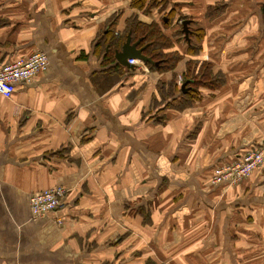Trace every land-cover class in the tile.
Here are the masks:
<instances>
[{
  "label": "crops",
  "instance_id": "obj_1",
  "mask_svg": "<svg viewBox=\"0 0 264 264\" xmlns=\"http://www.w3.org/2000/svg\"><path fill=\"white\" fill-rule=\"evenodd\" d=\"M168 1L164 33L181 61L110 75L97 42L134 16L159 23L155 10L0 0V67L50 60L0 96V264H264V165L237 186L212 184L218 166L262 141L264 0ZM180 17L194 53L176 35ZM179 78L189 88L201 78L190 105ZM57 186L64 207L32 221L31 195Z\"/></svg>",
  "mask_w": 264,
  "mask_h": 264
},
{
  "label": "built area",
  "instance_id": "obj_2",
  "mask_svg": "<svg viewBox=\"0 0 264 264\" xmlns=\"http://www.w3.org/2000/svg\"><path fill=\"white\" fill-rule=\"evenodd\" d=\"M136 60L129 61L130 65L138 64ZM49 57L44 52H37L28 57L6 63L0 67V96L10 99L19 83L31 84L39 75L48 71ZM180 87L183 85L179 78ZM264 165V133L257 147L246 151L238 160L218 166L212 177L213 185L228 184L237 186L252 177L255 171ZM68 190L57 186L49 190L34 193L29 200L32 221H38L46 216L58 213L64 207ZM58 225L62 219L57 218Z\"/></svg>",
  "mask_w": 264,
  "mask_h": 264
},
{
  "label": "trees",
  "instance_id": "obj_3",
  "mask_svg": "<svg viewBox=\"0 0 264 264\" xmlns=\"http://www.w3.org/2000/svg\"><path fill=\"white\" fill-rule=\"evenodd\" d=\"M149 0H131V7L138 9L140 11H144L145 14H149L151 10L158 8H165L160 11L161 19H159V23H152V24H144L141 23L137 17H131L128 18L125 25V32L121 36L115 37L114 31H113V23L111 28L104 34L103 39L97 42L95 47H101L103 52V63L104 66L109 67V74L117 73L120 69H124V67L117 64L115 60V52L120 51L124 43L126 42L128 34H131L132 42L135 43L139 40H141L140 47H146L144 51V55L150 59H152L155 63H159L158 66L148 65L151 69H159L164 70L166 68H172L176 67L177 64L181 61V57L179 56L180 53L176 52H170L174 46H173V38H169L165 35L164 30L168 29L169 26H172L175 22L174 15L176 14V6L170 7L169 9V1L168 0H162L161 4L155 5L151 3L148 5L146 2ZM153 1V0H150ZM153 4V5H152ZM161 6V7H160ZM168 6V9L166 10V7ZM149 10V13L146 12V10ZM167 11V12H166ZM162 20L163 24H160V21ZM179 20H187L186 18L180 17ZM112 35V36H111ZM176 35L180 36V38L185 42L186 45H188V53H194L198 48H196V44H193L190 40V45L187 44V40L185 38V35L183 33L182 26L176 30ZM198 34V38H201V35ZM190 38V37H189ZM207 78V74H204L201 76V78ZM201 78H199L201 80ZM190 84L187 87L186 85V92L183 94V92L179 89V97L182 99L181 104L183 105H190L191 102L197 100L198 95V87L199 83L197 80Z\"/></svg>",
  "mask_w": 264,
  "mask_h": 264
},
{
  "label": "water",
  "instance_id": "obj_4",
  "mask_svg": "<svg viewBox=\"0 0 264 264\" xmlns=\"http://www.w3.org/2000/svg\"><path fill=\"white\" fill-rule=\"evenodd\" d=\"M264 14V9H263ZM190 21L185 20L182 23L183 33L185 35L186 40H189V36L191 35V31L189 29ZM141 40L133 43L131 34H128L126 42L122 46L120 51L115 52V60L118 65L127 68V69H135V66L129 65V61L136 60L138 62H141L145 65H155L158 66L159 63H155L152 59L146 57L144 55V51L146 47H140ZM186 86L184 85L182 87V92H186Z\"/></svg>",
  "mask_w": 264,
  "mask_h": 264
},
{
  "label": "rangeland",
  "instance_id": "obj_5",
  "mask_svg": "<svg viewBox=\"0 0 264 264\" xmlns=\"http://www.w3.org/2000/svg\"><path fill=\"white\" fill-rule=\"evenodd\" d=\"M161 2H162V0H153V1H148V2H146L148 5H150L151 3H153V4H155V5H159V4H161ZM152 4V5H153ZM161 7V6H160ZM165 8V6L162 8H159V10L160 11H162L163 9ZM158 8H155V9H153V10H155L157 13H158V16H159V18L158 19H161V12L160 11H158L157 10ZM168 9V6L166 7V10ZM144 12V11H143ZM146 12L147 13H149V10L147 9L146 10ZM145 13V12H144ZM150 13H151V11H150ZM160 24L162 25L163 24V22H162V20L160 21ZM181 27V25H179V28ZM260 235V233L259 234H257V233H255V235H252V241H253V243H252V246H260L261 244H262V241H261V237H258ZM243 246H245V245H243ZM240 264H247L246 262L245 263H242L241 261H240Z\"/></svg>",
  "mask_w": 264,
  "mask_h": 264
},
{
  "label": "flooded vegetation",
  "instance_id": "obj_6",
  "mask_svg": "<svg viewBox=\"0 0 264 264\" xmlns=\"http://www.w3.org/2000/svg\"><path fill=\"white\" fill-rule=\"evenodd\" d=\"M190 37V36H189Z\"/></svg>",
  "mask_w": 264,
  "mask_h": 264
}]
</instances>
